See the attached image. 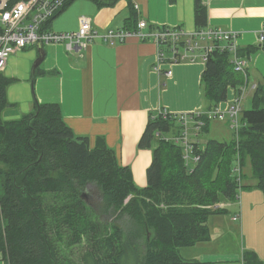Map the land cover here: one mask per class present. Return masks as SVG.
<instances>
[{"label":"trees","instance_id":"trees-1","mask_svg":"<svg viewBox=\"0 0 264 264\" xmlns=\"http://www.w3.org/2000/svg\"><path fill=\"white\" fill-rule=\"evenodd\" d=\"M114 1L95 0L98 7ZM194 5L196 29L204 28L206 10L200 0H194ZM261 46L264 51V41ZM257 50L239 49L238 56L248 57ZM247 75L234 70L228 51L209 54L200 77L207 110L224 102L229 88L239 95ZM12 81L0 73V256L4 264H70L72 250L84 240L87 248L79 252L77 264H206L182 259L180 249L210 240L208 219L223 212L214 206L235 202L242 189L251 187L243 184L247 176L264 197L261 86L254 88L250 108L242 110L241 126L232 132L231 141L191 144L198 157L192 164H186L180 145L165 139L179 133L178 123L150 114L138 148L151 149V163L146 185L138 187L130 168L118 163L104 140L96 138L91 147L88 137L76 136L57 105L36 103L34 112L3 120L9 106L6 90ZM199 118L203 125L197 135H206L210 120ZM236 162L240 182L233 173ZM90 186L100 192L97 211L83 197ZM242 264L263 263L255 253L244 252Z\"/></svg>","mask_w":264,"mask_h":264},{"label":"crops","instance_id":"crops-1","mask_svg":"<svg viewBox=\"0 0 264 264\" xmlns=\"http://www.w3.org/2000/svg\"><path fill=\"white\" fill-rule=\"evenodd\" d=\"M130 2L132 10L127 0H115L110 6L101 7L95 0H74L50 22L48 30L73 32L83 16L99 32L133 30L139 20L147 23L145 31L157 26L179 27L185 32L197 28L194 0ZM200 2L206 10L207 27L238 32L239 49L258 48L257 52L242 58L248 75L241 107L244 110L245 103L250 108L254 88L261 86L264 94V51L258 42L260 34L264 36V0ZM133 14L136 22L131 19ZM43 47L45 57L35 70L33 81L31 67L38 56L35 47L7 59L1 74L13 81L6 90L9 106L3 111L2 119L16 120L32 113L36 103L57 105L64 123L76 136L88 137L91 147L96 138L104 140L118 163L130 168L138 187L146 185V169L151 163V149L138 148L149 115L163 110L194 116L209 112L200 85L205 64L196 60L162 65V70L172 71L166 77L156 71V46L151 41L130 38L114 45L97 42L71 52L60 44ZM237 96L229 88L226 100L214 110L226 114ZM198 121L201 119L190 121V133L197 138L196 142L204 144L206 141H200L195 131ZM227 121V114L224 120L211 119L208 139L228 142ZM254 184L249 176L245 178L244 185L251 187L239 192L232 212L228 211L230 203H219L223 212L208 219L210 240L190 247V260L242 264V254L253 252L264 264V197ZM0 264H4L1 256Z\"/></svg>","mask_w":264,"mask_h":264},{"label":"built area","instance_id":"built-area-1","mask_svg":"<svg viewBox=\"0 0 264 264\" xmlns=\"http://www.w3.org/2000/svg\"><path fill=\"white\" fill-rule=\"evenodd\" d=\"M74 0H0V73L7 59L27 48L35 47L37 43L43 46L60 44L67 51L82 50L93 43L114 45L123 43L130 38H137L142 42L151 41L156 46V71L166 77L172 75L170 69L162 70V65H174L179 63H190L196 60L205 64L209 54L215 50L228 51L231 54L234 70L245 75V61L238 56L239 33L226 31L222 28L204 27L192 32H185L179 27L157 26L155 29L145 31L147 23L139 20L133 30L109 29L99 32L92 27L87 17H80L79 26L73 32H53L48 30L50 22L60 14ZM137 9V6H134ZM264 41L260 34L258 42ZM245 89L241 88L240 94L234 99L230 109L227 111L229 127L232 132L237 133L241 123L242 113L241 100ZM226 114L218 109L209 111L203 115L174 114L165 110L158 111L163 120L172 119L180 126L178 134L165 137L166 140L180 145L184 152L186 164L195 163L198 157L193 155L192 142L188 139V127L190 121L200 116H206L209 120H224ZM202 121L195 123V131L198 133ZM233 173L240 182V167L236 162ZM238 198V197H237ZM221 209L220 204L214 206ZM236 221V218H233Z\"/></svg>","mask_w":264,"mask_h":264},{"label":"rangeland","instance_id":"rangeland-1","mask_svg":"<svg viewBox=\"0 0 264 264\" xmlns=\"http://www.w3.org/2000/svg\"><path fill=\"white\" fill-rule=\"evenodd\" d=\"M34 48V47H33ZM36 50V49H35ZM243 107H244V109L246 108V109H249L248 107L249 106H246V104L244 103L243 104ZM228 122V121H227ZM229 123V122H228ZM226 126V128H227V125H225ZM227 130V134H228V136H227V138H226V140L227 141H231V139H232V137H233V135H232V130L231 129H229V130H231V131H229L228 129H226ZM190 124H189V127H188V139H189V141L191 140V142L192 143H194V142H196V139L197 138H194V137H192L191 135V133H190ZM191 136V137H190ZM199 140L201 141V140H203V141H206V140H209L208 139V137L205 135V134H200L199 135ZM155 144V143H154ZM153 144V145H154ZM201 145H203V144H201ZM246 174V173H245ZM245 183V180H243V184ZM85 200H86V202L91 206V208L93 209V210H96L97 211V208H98V206H99V204H100V200H101V196H100V192H99V190L95 187V186H90V187H88V189L86 190V192H85ZM225 203V202H224ZM235 205V203H230V205H229V207H228V211H229V213L230 212H232L233 210H234V206ZM228 215V214H227ZM105 219H107V221H112V218L110 217V218H107V217H105ZM85 248H87V242H86V240H84L83 241V243L80 245V246H78V247H76V248H74L73 250H72V256L70 257H68V262L70 263V264H77L78 263V254H79V252L81 251V250H84ZM70 253V254H71ZM180 257L182 258V259H184V260H190V247L189 248H182V249H180Z\"/></svg>","mask_w":264,"mask_h":264},{"label":"water","instance_id":"water-1","mask_svg":"<svg viewBox=\"0 0 264 264\" xmlns=\"http://www.w3.org/2000/svg\"><path fill=\"white\" fill-rule=\"evenodd\" d=\"M35 49H36L38 56H37L36 60L33 62L32 67H31V79H32V81H33L35 70L40 66V64L42 63V61L44 60V57H45V50H44V47L41 43H37L35 45ZM83 197H85L84 194H83Z\"/></svg>","mask_w":264,"mask_h":264}]
</instances>
